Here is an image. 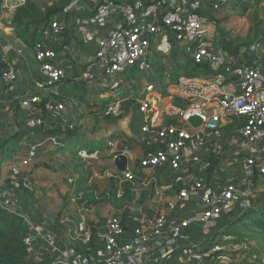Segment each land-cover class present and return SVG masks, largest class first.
<instances>
[{"label":"built area","instance_id":"1","mask_svg":"<svg viewBox=\"0 0 264 264\" xmlns=\"http://www.w3.org/2000/svg\"><path fill=\"white\" fill-rule=\"evenodd\" d=\"M26 1L1 0L2 93L14 90L20 76L17 63L3 46V34L12 28L2 22L10 24V18ZM49 1L61 9L38 26L35 36L36 28L31 26L17 38L20 45H13L18 56L31 47L40 63L44 80H36L35 88L57 94V85L73 68L78 69L74 79L87 83L100 79L108 83L116 74L126 73L129 92L123 99L105 104L103 116L122 117L129 103L130 112L142 119V155L133 153L129 144L118 146L112 140L114 159L120 154L127 156L126 170L95 173L91 179L111 177L120 183L121 190L137 183L135 168L166 170L177 175L173 186L176 198L169 206L171 215L157 211L137 224L112 219L99 237L88 223L69 226L70 238L83 246L78 249L57 234L61 224L72 222L71 217L64 214L56 219L40 214L25 194L21 180H27L28 172L21 168L32 165L38 157V145L23 137L14 148L16 152L17 148H27L20 166L9 161V151L0 143V176L3 166L9 167L0 188V204L26 223L32 264H40L45 254L50 257L46 264H172L173 256L191 249L181 243L189 241L186 230L213 233L231 218L236 205L243 211L253 206L250 194L254 181L264 179V39H249L244 44L236 39L234 47L240 48H225L219 19L231 0ZM93 40L99 50L90 63L69 60L59 49L67 46V41L79 46ZM158 56L161 59L157 60ZM155 70L159 78L148 80L147 75ZM42 102L40 94L19 97L21 107L29 112ZM44 105L55 113L66 108L64 102L55 100ZM192 116L201 118L199 126L191 124ZM34 122L45 127L41 116ZM65 128L73 130L75 126ZM51 141L56 143V137ZM217 172L223 177H216ZM229 172L233 175L230 179ZM148 180L158 183L157 176ZM68 182L74 184L75 180L69 178ZM69 200L82 207L80 212L86 209L82 195L75 193ZM142 203L148 206L146 200ZM225 231L226 227L215 233ZM101 244L104 252L94 253L93 248ZM201 246L196 241L192 248ZM247 253L254 264H264L263 255Z\"/></svg>","mask_w":264,"mask_h":264},{"label":"crops","instance_id":"2","mask_svg":"<svg viewBox=\"0 0 264 264\" xmlns=\"http://www.w3.org/2000/svg\"><path fill=\"white\" fill-rule=\"evenodd\" d=\"M2 24L5 26L3 22ZM3 35L5 51L17 63L20 76L14 90L8 93L0 92V143L9 151V161L17 166L21 165L27 148L22 150L17 148L16 152L15 142L26 137L28 141L37 143L38 157L32 165L21 168L28 172L27 180H21V183L26 196L38 213L56 219L64 214L71 217V223L61 224L57 228L58 236L67 244L82 249L79 240L70 238L69 226L76 227L81 223H88L94 236L99 237L112 219H125L128 223L137 224L153 216L157 211L171 215L169 206L171 202H175L176 190L173 186L177 184V175L172 172L135 168L137 183L121 190L120 183L111 177L91 179L95 173L119 172L115 164V152L109 144L112 140L116 141L118 146L129 144L133 153L142 155L141 117L136 115L135 122L131 121L130 116L104 117L102 94L93 90L98 84L93 82L81 88L77 86L76 83L79 81L74 79L78 74L76 68L68 69L67 77L57 85V94H52L47 89L37 90L34 83L36 80H44V76L41 75V65L34 58L32 48H24L23 56H18L13 46L20 45L18 37L14 36L11 29ZM66 44L62 51L69 60L79 59L87 62L86 54L80 49L81 45L69 41ZM24 94H40L43 102L34 111H26L19 103V97ZM48 100L64 102L66 108L61 113L49 111L44 105ZM40 116L44 119L45 127L37 126L34 122ZM71 124L75 129L65 128ZM53 130L59 133L57 135L47 133ZM52 136L56 137V143L51 141ZM8 170L9 167L4 165L0 176V188L5 185ZM220 172L216 173V177H223ZM152 176H157V184L154 181H146ZM232 177V173L229 172L227 178ZM69 178H73L75 183L71 184L65 180ZM256 184L259 186L258 189L250 194L253 205L264 202V179L257 177ZM75 193L82 195L87 202L84 211L80 212L81 206L70 203L69 198ZM144 200L148 206L143 205ZM242 212H244L242 208L236 205L231 218L238 217ZM231 218L220 223L215 231L226 226L231 230L233 221ZM215 231L207 234L202 229L186 230L189 241L181 243L187 250L191 249L182 255L179 253L173 256L170 263H236L233 261H238L239 252L234 249L233 236L229 235L231 231L226 234L230 237L224 236L225 233L216 234ZM194 241H199L202 246L198 249L192 248ZM93 249L94 253H103L104 245ZM227 259L233 263H229Z\"/></svg>","mask_w":264,"mask_h":264},{"label":"rangeland","instance_id":"3","mask_svg":"<svg viewBox=\"0 0 264 264\" xmlns=\"http://www.w3.org/2000/svg\"><path fill=\"white\" fill-rule=\"evenodd\" d=\"M26 3L23 6L30 4L28 8L34 22H38V20L40 21L44 18L48 11L55 6L49 0H27ZM224 9L225 11L221 13L224 17L219 19V31L222 40L225 38V44L228 47H234L233 40L236 39L237 42H241L242 40L248 42L249 39H264V0H231L230 4ZM16 13L10 18V24L5 19V26L12 28L14 36L21 37L25 34L22 24L16 20ZM7 30L9 31V29ZM156 59L159 60L161 58L158 56ZM153 71H150V75H147L148 80L159 78L157 71ZM152 73L155 74L153 75ZM126 75V73H118L110 78L108 83H105L101 79L94 82L98 85L93 90H97L102 94L101 100L104 106L110 101L123 99L126 93L129 92V81L125 78ZM128 105L129 103L122 117L130 116L131 121L135 122L137 120L136 114L130 112ZM65 180L68 181L67 179ZM256 180L254 181V190H257L259 187L256 184ZM231 225V230L229 226H226L231 232L226 229L223 235L230 237L226 235L230 232L229 235L233 236L232 243L234 244V249L239 252L238 261H233L236 262L234 264H254L247 251L257 252L264 256V202L253 205L252 210L242 212L241 215L233 219ZM27 237V227L20 220L16 219L7 208L0 204V264H13V261H8L7 257L4 256L5 248L8 244L18 248L16 255L18 257V264H32L29 261L28 253L26 254V247L28 251ZM228 262L233 263L230 259Z\"/></svg>","mask_w":264,"mask_h":264},{"label":"trees","instance_id":"4","mask_svg":"<svg viewBox=\"0 0 264 264\" xmlns=\"http://www.w3.org/2000/svg\"><path fill=\"white\" fill-rule=\"evenodd\" d=\"M27 4V3H26ZM28 5H30V4H28ZM28 5L27 6H22V7H20L19 9H18V12L16 13V20L17 21H19L21 24H22V28H23V30H24V34L26 33V31H28L29 30V28L31 27V26H35V31L33 32V34L32 35H36L37 34V29H38V26H40V25H45L51 18H52V15L54 14V13H56L59 9H61L60 8V5H56V6H53L52 8H51V10H49L48 11V13L46 14V16L44 17V18H42L40 21L38 20V22H34L33 20H32V16H31V14H30V10H29V8H28ZM21 37H23V35L21 36ZM223 45L225 46V48H227L228 50H230V51H236L238 48H240L241 47V45H237L236 47H232V48H230V47H228L226 44H225V42H223ZM59 49H61V50H63V48H59ZM0 66H2V67H4L5 66V64H1ZM77 84V86H79L80 88L82 87V86H80V84H78V83H76ZM48 134H55V135H57L59 132L58 131H55V130H53V131H49V132H47ZM10 213H12V212H10ZM13 214V216L16 218V219H18V220H20L21 222H22V224L23 225H25L26 227H27V225H26V223L24 222V220H23V218H21L20 216H18V215H16V214H14V213H12ZM27 230H28V228H27ZM27 233V232H26ZM26 237V236H25ZM25 239V238H24ZM24 251H25V249H24ZM17 252H18V248L17 247H13V246H11L10 244H8L7 246H6V248H5V254H4V256L5 257H7V259H8V261H13V264H18V257H16V255H17ZM28 253V251H27V247H26V254ZM49 257V255H46L45 254V257H43V261L40 263V264H46L49 260H50V257Z\"/></svg>","mask_w":264,"mask_h":264},{"label":"water","instance_id":"5","mask_svg":"<svg viewBox=\"0 0 264 264\" xmlns=\"http://www.w3.org/2000/svg\"><path fill=\"white\" fill-rule=\"evenodd\" d=\"M247 43L246 40H242L241 42H239L238 44H244ZM80 49L82 52H84L86 54V61L87 63H90L92 58L95 56V54L98 52L99 50V46H98V42L96 40H93L91 42H89L88 44H84L80 46ZM93 72H97L96 68H92ZM81 86H85L87 85V82L85 80H79L78 82ZM4 90V88L2 90H0V92H2ZM189 121L191 122V124L193 126H199L201 124V118L198 116H192ZM127 156L124 154H120L115 158V164L117 166V169L119 171H124L127 168Z\"/></svg>","mask_w":264,"mask_h":264}]
</instances>
